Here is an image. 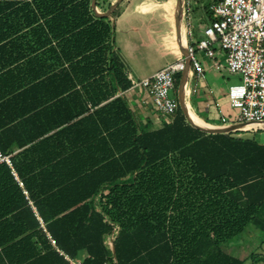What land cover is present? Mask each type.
<instances>
[{
	"label": "trees",
	"instance_id": "trees-1",
	"mask_svg": "<svg viewBox=\"0 0 264 264\" xmlns=\"http://www.w3.org/2000/svg\"><path fill=\"white\" fill-rule=\"evenodd\" d=\"M110 5L97 0L103 11ZM116 12L98 16L91 0H0L1 101L22 95L19 61L44 46L59 60L51 74L70 79L78 106L66 155L24 169L12 155L23 185L0 164V264H70L48 233L72 258L85 252L83 264H244L226 244L249 225L264 232V142L205 131L179 103L157 126L140 121L123 94L132 81L115 43ZM35 33L38 46L20 50ZM6 135L0 148L10 153Z\"/></svg>",
	"mask_w": 264,
	"mask_h": 264
},
{
	"label": "crops",
	"instance_id": "crops-1",
	"mask_svg": "<svg viewBox=\"0 0 264 264\" xmlns=\"http://www.w3.org/2000/svg\"><path fill=\"white\" fill-rule=\"evenodd\" d=\"M109 1L113 3L116 0ZM116 8V15L111 17L115 25V43L132 78L139 80L149 77L167 64L185 57L186 39L183 36L180 39L176 29L178 0H122ZM97 9L103 12L98 6ZM29 31L23 29L21 36ZM39 39L38 33L21 38L20 50H30L33 43L38 46L35 42ZM52 46H55V41ZM46 50L44 46H39L19 61L25 68L22 73L25 84L22 95L11 94L5 100L0 99V122L12 119L5 128L0 127V132L3 129L7 131L5 141L9 143V152L21 162L23 169L34 165L35 161L47 162L55 156L66 155L75 146L78 137L75 126L78 120L75 116L78 108L76 95L71 90L70 79L51 74L60 64L55 52ZM204 57L202 55L200 59L207 79L197 93L186 95L185 100L189 111L214 125L207 122L202 113L217 119L222 115L231 117L235 111L230 107L228 91L224 94L218 84L208 81L207 66L210 61H204ZM212 60V65L215 61L221 63L216 54ZM223 62L225 66V59ZM49 67L54 69L37 76L42 69ZM14 82H18V79L13 80L11 86H14ZM76 88L74 86V91ZM178 93L179 86L177 97ZM123 94L140 121L152 118L157 126L164 117H168L154 108L145 89L130 88ZM194 98L196 103H193ZM35 146L37 149L33 148ZM108 242L111 243L110 238ZM85 255L82 252L79 260L83 261Z\"/></svg>",
	"mask_w": 264,
	"mask_h": 264
},
{
	"label": "built area",
	"instance_id": "built-area-1",
	"mask_svg": "<svg viewBox=\"0 0 264 264\" xmlns=\"http://www.w3.org/2000/svg\"><path fill=\"white\" fill-rule=\"evenodd\" d=\"M210 21L205 26L204 35L196 42L193 0H183L182 36L186 39L190 68L186 81V95L199 91L207 79L206 69L199 58V52L214 58L215 45L225 53V67L239 75V82L228 88L230 107L235 111L231 117L222 115V125L242 124L238 131L247 132L253 127L264 125V0H215L209 5ZM216 68L223 65L214 62ZM185 69V57L167 64L149 77L134 79L130 75L132 88H143L149 95L154 108L165 116L172 115L178 107V99L172 96L175 78ZM129 88V89H130ZM10 166L12 174L20 185L14 168L12 154L0 148V164ZM42 221V220H41ZM48 238L56 250L70 264H83L61 249L48 233ZM103 264H115L104 261Z\"/></svg>",
	"mask_w": 264,
	"mask_h": 264
},
{
	"label": "rangeland",
	"instance_id": "rangeland-1",
	"mask_svg": "<svg viewBox=\"0 0 264 264\" xmlns=\"http://www.w3.org/2000/svg\"><path fill=\"white\" fill-rule=\"evenodd\" d=\"M215 0H193V10H194V27H195V41L197 42L201 36L204 35V29L207 22L210 20L207 8ZM216 57L223 63L221 68H216L213 63L212 58L205 56L204 61H210L209 66H207L208 71V81L218 84L219 88L223 93H227L228 88L231 84L239 82V75L231 73L224 66L225 53L219 45H215ZM204 55L199 52V58ZM203 63V62H202ZM209 63V62H208ZM172 96H176V91L173 90ZM195 102V98L193 100ZM225 107V106H224ZM195 109V106L193 107ZM202 116L207 117L202 113ZM212 124V123H211ZM217 126V124H214ZM242 134L255 136L261 142H264V125L260 127H253L247 132L241 131ZM226 249L233 255L243 258L244 264H264V261L254 262L252 259V254L264 255V232L256 229L253 225H249L245 232L241 235L235 237L230 242L226 244Z\"/></svg>",
	"mask_w": 264,
	"mask_h": 264
},
{
	"label": "water",
	"instance_id": "water-1",
	"mask_svg": "<svg viewBox=\"0 0 264 264\" xmlns=\"http://www.w3.org/2000/svg\"><path fill=\"white\" fill-rule=\"evenodd\" d=\"M122 2V0H116L115 2L111 3V5L109 6V8L106 11L100 12L97 9V0H91V7L94 10V12L96 13V15L98 16H110L112 14V12L114 11V9ZM182 13H183V0H178V10H177V16H176V29H177V33L178 36L180 37V39H182ZM190 68V60L187 56V54H185V69L181 72V77H180V81H179V93H178V98H179V104L184 112V114L186 115L188 121L205 130L208 132H213V133H222V132H229V131H233V130H238L240 129V127H242V124H229V125H208V126H203V125H198L196 123H194L190 117L189 114V109L188 106L186 104V100H185V89H186V81H187V76H188V71Z\"/></svg>",
	"mask_w": 264,
	"mask_h": 264
}]
</instances>
